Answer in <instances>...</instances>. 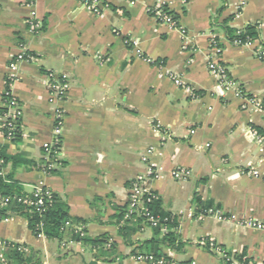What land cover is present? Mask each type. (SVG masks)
I'll use <instances>...</instances> for the list:
<instances>
[{"label":"crops","instance_id":"obj_1","mask_svg":"<svg viewBox=\"0 0 264 264\" xmlns=\"http://www.w3.org/2000/svg\"><path fill=\"white\" fill-rule=\"evenodd\" d=\"M100 1V13H93L80 0H0V108L7 107L10 61L21 48L34 56L19 63L11 85L22 110L21 138L10 141L0 128V146L11 157L6 173L26 192L43 182L86 225L83 236H37L23 208L10 207V216L0 217V239L30 249L34 259L24 264H153L138 257L148 253L226 264L210 242L233 258L264 264V230L246 224L264 221V143L254 134L264 130V108L247 101L264 105V60L255 54L264 45V0ZM163 2L178 27L150 12ZM33 12L38 32L27 22ZM247 25L257 38L234 44L227 27ZM212 60L226 67L243 96L223 89L209 69ZM50 74L66 77L62 97ZM59 118L64 164L45 173L44 146L57 135ZM150 148L161 174L149 186L160 208L176 217L179 249L144 220L119 217L133 183L147 173L143 156ZM251 167L259 176L242 173ZM177 168L191 176L176 179ZM102 237L97 244L83 240Z\"/></svg>","mask_w":264,"mask_h":264},{"label":"built area","instance_id":"obj_2","mask_svg":"<svg viewBox=\"0 0 264 264\" xmlns=\"http://www.w3.org/2000/svg\"><path fill=\"white\" fill-rule=\"evenodd\" d=\"M83 4V7L90 10L93 13H100L101 9V1L100 0H80ZM30 5L33 4V0H29ZM150 12L153 13L157 19L161 22L169 24L173 27H178L177 20L174 15L169 11V7L167 3H158L152 8H150ZM29 28L38 32L41 29V22L37 19L36 13L33 12L29 19L27 20ZM184 32V30H182ZM254 42L252 39H235L233 41L236 45H251ZM133 43L136 45L138 43L137 40H133ZM212 44L216 53L221 52V47L218 44V41L212 38ZM139 52V51H138ZM256 56L264 60V45H260L255 50ZM141 56V54L139 53ZM34 56L29 51H26L24 48L15 55V57L10 61L8 66V81L7 87L4 90V100L7 106V110L0 117V128L5 138L12 141L15 137L14 129L18 127L19 121L22 117V110L20 108L18 100L12 95L11 85L12 82L18 79V68L19 63L25 60H33ZM209 69L212 74H214L220 81L221 86L224 90L233 89L235 94L238 96H243L242 89L237 85V83L232 80L228 74V71L224 65L219 63L216 60H212L209 62ZM50 86L53 90L56 91L57 96L62 97L67 90L69 89V83L66 77L56 78L54 79L53 75H49ZM248 103L260 108H264V105L261 101H258L252 97L247 98ZM61 113H59V117L61 118ZM60 118L57 121L58 133L55 136L54 140L50 143H47L44 146V172L51 173L55 170L59 165H61V145H60V135H59V127L61 125ZM254 134L256 140L259 144L264 143V136L260 135L256 130H254ZM154 149H148L144 156L143 160L149 162L147 173L145 176H140L133 183V186L130 191L129 196V205L123 217L124 221L130 219V217L135 214L137 216H142L144 218V222L153 228H159L162 234L167 233L172 228L169 225L171 221L169 216L162 217L160 214H155L153 211L149 210L147 204L152 202L157 198V195L153 193L149 186V180L156 179L160 177L161 168L156 167L149 161L150 155L153 153ZM242 173H246L252 176H259L260 171L257 168H248L242 171ZM173 176L176 179H186L191 176V171L185 168H177L172 171ZM6 170H5V160L2 156H0V177L6 178ZM54 191L46 186L43 182L35 184L33 189L30 192H26L21 195H1L0 194V208L3 207H13L19 206L22 207L23 210L28 214L37 213L42 216L43 211L46 207L47 202L52 201ZM207 213L209 214H217L221 217L220 213L213 208L208 209ZM246 224L258 227L264 230V221H253L251 219H246ZM86 225L83 222L75 221V220H67L64 225V231H71L72 234H78L83 236L85 234ZM37 236H44V223L41 221L37 225ZM209 247L222 255L224 262L226 264H254L247 260H238L229 256L221 246L214 242L209 243ZM17 250L20 253L28 254L30 249L22 244V243H9L0 239V261L4 264H8L9 260L6 256V253L10 250ZM140 259H146L153 264H186L176 260H170L166 258L164 255H157L154 253L148 254H140L138 255Z\"/></svg>","mask_w":264,"mask_h":264},{"label":"trees","instance_id":"obj_3","mask_svg":"<svg viewBox=\"0 0 264 264\" xmlns=\"http://www.w3.org/2000/svg\"><path fill=\"white\" fill-rule=\"evenodd\" d=\"M44 27V24H43ZM227 33L229 36V39L234 41L235 39H252L255 40L257 38V32L255 30L254 25H247L243 28L237 29V28H230L227 27ZM5 100L6 97H3ZM7 110V107L0 108V117L4 114V112ZM20 123V121H19ZM20 125L18 124V127L14 129V141L19 140L21 138V132H20ZM257 132L264 133V130L260 127H257ZM0 156H4L5 162L9 161L11 157H8L5 154L4 148L0 146ZM61 164H64V161H60ZM43 167L45 164L42 165ZM55 171V170H54ZM52 171V172H54ZM26 193L21 183H19L17 180L13 178L11 174L6 175V178L0 177V194L1 195H21ZM195 201L198 205H201V199L199 197L195 198ZM211 205V204H210ZM149 210L153 211L155 214H160L162 217L169 216L171 221L169 222L170 227L172 228L170 231L165 233L162 237V241L167 243L168 246L174 247L176 249H179L181 246V242H178V237L175 231H173V228L177 226V220L176 217L173 216L169 212H165L160 208V200L159 197H157L155 200L147 204ZM12 211H17L18 209L22 211V208L19 206H13L11 207ZM128 208V205L124 209H122L119 217L123 219L125 212ZM9 208L3 207L0 208V217L6 218L10 216L11 212L8 210ZM28 222L30 229L37 233V225L43 221L44 223V233L49 238H60L64 232V225L67 220H70L73 218L70 216L69 213V205L65 200H63L61 197H59L55 192L53 193V199L50 202H47L46 207L43 211L42 216H40L37 213L34 214H28ZM139 218L140 220H144L142 216H137L133 214L130 219H127L126 221H130L133 218ZM124 227L121 226V229ZM157 230L158 233H160L159 228H154ZM79 238V237H78ZM87 243L97 244L103 242L102 238H96V239H83ZM157 255H162L157 253ZM6 256L9 261H12L13 264H24L25 262H31L33 261V254H23L19 251L10 250L6 253ZM3 264V263H2ZM37 264L39 262L37 261Z\"/></svg>","mask_w":264,"mask_h":264},{"label":"rangeland","instance_id":"obj_4","mask_svg":"<svg viewBox=\"0 0 264 264\" xmlns=\"http://www.w3.org/2000/svg\"><path fill=\"white\" fill-rule=\"evenodd\" d=\"M0 264H2V262L0 261Z\"/></svg>","mask_w":264,"mask_h":264}]
</instances>
